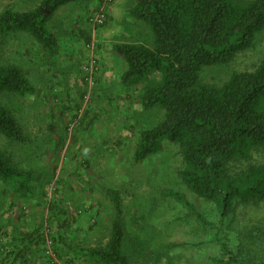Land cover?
<instances>
[{
  "label": "rangeland",
  "instance_id": "obj_1",
  "mask_svg": "<svg viewBox=\"0 0 264 264\" xmlns=\"http://www.w3.org/2000/svg\"><path fill=\"white\" fill-rule=\"evenodd\" d=\"M105 1L107 25L95 29L90 19ZM39 3L0 0V13L30 11ZM132 6L133 0H80L65 6L48 25L57 38L54 54L22 33L9 34L0 42V65L21 68L34 89L24 96L0 97L26 136L24 143L0 136V151L34 173L30 197L16 195L11 202L12 193L4 195L0 187V209L9 212L13 206L22 212L20 217L30 216L36 224L48 216L55 223L53 213L63 211L76 221L77 241L102 246L110 238L114 216L108 190L116 189L124 208L125 251L133 264H216L220 256L221 264H228V257L214 244L216 233L229 235L232 242L236 232L256 236L248 240L255 243L258 255L264 254V202L238 205L221 227L215 206L194 197L183 184L178 145L164 141L161 152L135 162L139 135L161 123L165 112L145 110L140 88L121 81L126 65L115 55L114 45L151 38L149 28L129 16ZM263 61L264 31L251 49L226 67L207 69L202 80L221 87L234 73L253 72ZM92 63L98 69L93 75L85 71ZM251 165H264V149L255 151L250 162L232 163L230 170L238 174ZM169 192L184 196L211 226L202 225ZM52 222L50 226H55Z\"/></svg>",
  "mask_w": 264,
  "mask_h": 264
},
{
  "label": "trees",
  "instance_id": "obj_2",
  "mask_svg": "<svg viewBox=\"0 0 264 264\" xmlns=\"http://www.w3.org/2000/svg\"><path fill=\"white\" fill-rule=\"evenodd\" d=\"M78 1L40 0L30 11L4 10L0 13V42L9 34L22 33L54 54L57 38L48 25L59 10ZM129 16L149 28L151 38L114 45L115 55L126 65L122 84L140 88L145 110L165 112L161 123L139 135L134 160L139 163L158 154L164 141L178 145L184 164L179 173L183 184L194 197L215 206L219 226L224 227L238 205L264 202V165H251L238 174L230 170L232 163L250 162L255 151L264 149V61L253 72L234 73L221 87L205 84L202 75L207 69L230 65L237 55L253 47L264 31V0L248 4L239 0H133ZM107 19L106 13L99 27L106 26ZM33 92L21 68L0 65V97ZM0 136L13 143L26 142L17 119L1 104ZM33 179V172L22 169L0 151L2 194L12 193L14 199L16 195L30 197ZM167 195L193 212L202 225L211 226L184 196ZM108 196L114 216L105 245L87 247L77 241L73 236L76 221H70L63 211L56 214L51 209L55 223L52 216L43 218L34 231L19 240H37L44 245L45 264H133L125 251L120 193L111 189ZM51 222L55 226H50ZM236 235L235 242L220 233L213 238L221 255L228 257V264H264V254L258 255L255 243L249 241L256 236ZM3 248L7 256L15 254L11 243ZM222 259L220 256L216 261L221 264Z\"/></svg>",
  "mask_w": 264,
  "mask_h": 264
},
{
  "label": "crops",
  "instance_id": "obj_3",
  "mask_svg": "<svg viewBox=\"0 0 264 264\" xmlns=\"http://www.w3.org/2000/svg\"><path fill=\"white\" fill-rule=\"evenodd\" d=\"M10 201H14V198ZM3 208L5 213H0V264H8L9 262L11 264H20L22 261L27 262V264H45L44 245L38 243L37 240L32 243H29V241L22 243V241L19 240L22 235L35 230L36 219H29L30 216L20 217L22 212L18 213L19 209L14 210L13 206L9 209V212L6 211L5 207ZM8 220L9 222H7ZM27 226H29L30 229H27ZM9 243H11L12 251L15 252V254L12 253V255L7 256L9 253H5L3 245ZM21 248H24V251L20 250ZM17 253L18 257H16Z\"/></svg>",
  "mask_w": 264,
  "mask_h": 264
},
{
  "label": "built area",
  "instance_id": "obj_4",
  "mask_svg": "<svg viewBox=\"0 0 264 264\" xmlns=\"http://www.w3.org/2000/svg\"><path fill=\"white\" fill-rule=\"evenodd\" d=\"M110 2V1H109ZM108 7V1L104 3V5L97 11L94 17L91 18V22L96 29L99 26H102L106 20V11ZM92 48H94V43L92 44ZM91 70V75L96 72L98 69L94 63L91 64V68H85L86 72ZM51 243H49L50 245ZM49 255H52L51 252H48Z\"/></svg>",
  "mask_w": 264,
  "mask_h": 264
}]
</instances>
